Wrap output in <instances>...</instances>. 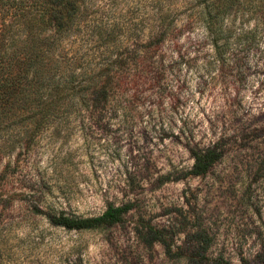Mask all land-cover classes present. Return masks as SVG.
I'll return each instance as SVG.
<instances>
[{"label": "rangeland", "instance_id": "1", "mask_svg": "<svg viewBox=\"0 0 264 264\" xmlns=\"http://www.w3.org/2000/svg\"><path fill=\"white\" fill-rule=\"evenodd\" d=\"M191 10L153 58L164 67L125 85L128 114L62 120L75 130H43L3 160L0 264H264V22L228 17L219 54ZM208 148L217 161L193 174ZM109 205H129L121 222L50 220Z\"/></svg>", "mask_w": 264, "mask_h": 264}, {"label": "trees", "instance_id": "2", "mask_svg": "<svg viewBox=\"0 0 264 264\" xmlns=\"http://www.w3.org/2000/svg\"><path fill=\"white\" fill-rule=\"evenodd\" d=\"M139 4L0 0V167L43 130H75L69 123L63 127L62 120L128 114L125 85L138 82L151 60L164 67L153 58L174 32L180 7L192 9L190 15L199 18L219 54L229 41L224 35L228 17L264 22V0H157L154 12L144 6L142 13ZM193 156L195 175L218 159L215 148L193 151ZM128 209L109 205L97 216L61 213L50 220L71 229L99 228L121 222Z\"/></svg>", "mask_w": 264, "mask_h": 264}]
</instances>
